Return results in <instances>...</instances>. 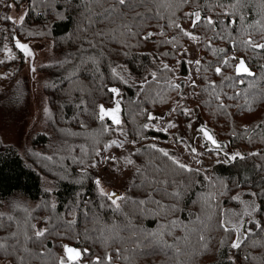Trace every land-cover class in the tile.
<instances>
[{
	"label": "trees",
	"instance_id": "16d2710c",
	"mask_svg": "<svg viewBox=\"0 0 264 264\" xmlns=\"http://www.w3.org/2000/svg\"><path fill=\"white\" fill-rule=\"evenodd\" d=\"M16 37L52 41L57 58L42 71L53 133L36 136L26 155L0 139V260L264 264V0H0V95L25 63ZM241 60L250 74L237 73ZM117 102L120 123L101 119V106ZM194 116L214 144L247 151L187 163L177 135ZM169 117L179 120L174 144L161 128ZM109 150L116 159L100 171ZM241 190L254 194L256 211L239 229L224 212ZM66 245L81 257L68 259Z\"/></svg>",
	"mask_w": 264,
	"mask_h": 264
},
{
	"label": "rangeland",
	"instance_id": "374dc122",
	"mask_svg": "<svg viewBox=\"0 0 264 264\" xmlns=\"http://www.w3.org/2000/svg\"><path fill=\"white\" fill-rule=\"evenodd\" d=\"M26 7V4L25 6ZM11 16L14 20H21L23 16L13 8ZM190 56V71L187 76L190 84L196 82L195 68L198 60V38L192 35ZM27 45L24 50L25 63L20 71L15 85L4 95H0V139L4 146H8L16 152L26 155L32 149L33 140L39 134H52L53 129L48 126L49 107L44 92L46 74L42 68L46 64L56 60L57 55L53 51L51 40L22 41ZM179 123L167 118L161 128L171 135L174 126ZM180 128V127H179ZM206 128L202 119L198 116L189 122L187 132L180 129L178 138H182L180 156L191 165L200 167L212 166L220 161H230L247 151L245 146H232L227 141L214 144L204 137L203 129ZM170 137L172 144L175 143ZM116 159V150H109L101 154L100 171L106 163ZM44 182L49 189L54 188V183L48 176H43ZM101 178V177H100ZM103 182V181H102ZM104 184V183H103ZM107 190V188H106ZM112 189H108V193ZM115 190V189H114ZM117 191V190H115ZM119 193V191H117ZM120 194V193H119ZM236 198L238 205L228 207L224 212V220L228 225L237 226L255 218L256 199L250 191H238ZM0 264H5L0 260Z\"/></svg>",
	"mask_w": 264,
	"mask_h": 264
},
{
	"label": "snow or ice",
	"instance_id": "6c2138e0",
	"mask_svg": "<svg viewBox=\"0 0 264 264\" xmlns=\"http://www.w3.org/2000/svg\"><path fill=\"white\" fill-rule=\"evenodd\" d=\"M117 3L120 4V5H127V6H129V7H135V0H117ZM114 10H115V9H114ZM196 15H197V19H199V14L197 13ZM150 35H151V34H150ZM19 47L22 48V49H27V45H25V44H19ZM260 47H264V45H260ZM197 63H199V62L197 61ZM216 71L219 72L220 69H217ZM237 71H238V72H241V71H242V72H248V69L244 66V62H243V61H241L240 65L237 67ZM112 91H113V92H116L117 89H112ZM101 112H102V114H103V115L101 116V119H103V117H104L105 115H107V116H111L112 120H113L116 124H119V123H120V119H119V117H118V112H119V104H118V102H117V107H116V108H114V109H110V110H107V111L103 108V106H101ZM206 135H207V133H206ZM208 139L211 140L212 137L209 136ZM212 142L215 143L214 140H213ZM112 195L114 196V195H116V194L113 193ZM118 198H119V197H118ZM113 202L115 203V201H113ZM36 235H37V236H41V235H43V232H42V231H41V232H37ZM233 246H234V247H239V244H235V245H233ZM67 251H68L69 254H72V253H75V254H76L75 256H72L73 259H76V258L79 257V252H78V250L73 249V248H68Z\"/></svg>",
	"mask_w": 264,
	"mask_h": 264
},
{
	"label": "water",
	"instance_id": "95a60500",
	"mask_svg": "<svg viewBox=\"0 0 264 264\" xmlns=\"http://www.w3.org/2000/svg\"><path fill=\"white\" fill-rule=\"evenodd\" d=\"M16 44H17V46L19 47V44H23V42L20 41V40H18L17 37H16ZM19 48H20V47H19ZM20 49H22V48H20ZM241 61L244 62V66L248 69V72H242V71H241V72H238V71H237V67L240 65ZM241 61L237 64V67H236V71H237V73H238V74H250V73H251V69H250V67L248 66V64L246 63V61H245V60H241ZM206 133H207V135H206ZM203 134H204V136L206 137V139L209 140L210 142H212L213 140L215 141V138H214L213 134L211 133V131H210L209 129L204 128V129H203ZM209 136L212 137L211 140L208 139ZM215 143H216V141H215ZM97 182H98L99 186L101 187V189H102L103 191H106V186L103 184L102 179H101L100 177L97 179ZM113 193H115L116 195L118 194L117 191H115L114 189H112V190L109 192V196L112 197V198H114V197L116 196V195L113 196V195H112ZM68 248H73V249L78 250V252H79V257L76 258V259H73L72 256H75L76 254H75V253L69 254L68 251H67ZM65 253H66L67 258L70 259V260H78V259L81 257V255H82L81 250H80L78 247L73 246V245H66V246H65Z\"/></svg>",
	"mask_w": 264,
	"mask_h": 264
}]
</instances>
